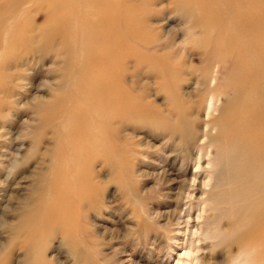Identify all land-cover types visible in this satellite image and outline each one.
<instances>
[{
	"label": "rangeland",
	"instance_id": "374dc122",
	"mask_svg": "<svg viewBox=\"0 0 264 264\" xmlns=\"http://www.w3.org/2000/svg\"><path fill=\"white\" fill-rule=\"evenodd\" d=\"M258 1L64 0L63 32L43 13L17 29L0 60V264H261L238 242L245 203L221 186L225 145L210 146L207 124L208 88L243 71L218 65L221 35ZM85 75L108 97L73 89ZM62 183L70 223L34 222L31 237L26 222Z\"/></svg>",
	"mask_w": 264,
	"mask_h": 264
},
{
	"label": "bare ground",
	"instance_id": "6f19581e",
	"mask_svg": "<svg viewBox=\"0 0 264 264\" xmlns=\"http://www.w3.org/2000/svg\"><path fill=\"white\" fill-rule=\"evenodd\" d=\"M107 1L99 0L104 6L107 5ZM256 4H259L258 0ZM69 5L65 6L64 0H0V60L4 58L8 61L13 58L15 43L20 39L17 36V29L31 24L33 13L45 15L40 23L44 29L63 32L60 28L63 23V12ZM251 19L238 20L235 23L237 26L229 27L230 29L221 35L217 47L218 65L227 59L232 67L240 64L243 71L241 70L238 75L233 74L227 81L218 82L215 87L208 88V96L211 97V102H215L213 107H217L219 113L215 117L211 116L207 124L218 130V134L210 139V146L215 143L225 145L224 151L218 152L219 160L217 159V165L219 163L223 167L221 186L229 187L228 191L232 193L233 201L236 199V202L245 203L243 206H239V203L234 207L245 216L243 225L246 231L238 242L251 243L255 248L259 246L263 254L261 264H264V11H256ZM94 22L99 20L95 19ZM216 23L222 24V28L226 29L222 19H218ZM80 25L76 22L68 26L67 30H78ZM89 27L96 29V32L94 30L93 34L87 35L94 38L96 44L95 41L100 40L103 34L99 35L97 26ZM250 33H254V36L249 35ZM95 54L96 52L91 50L87 58ZM86 65L89 66V63ZM106 82L107 80L100 76L85 75L83 82L80 85L73 84L72 88L79 89L83 86L86 92L88 89L92 91V97L93 94L98 98L108 97L103 92L101 96L96 94L102 90L101 87ZM228 90L232 96L227 97ZM220 96L224 102L217 106ZM74 133L76 134V131ZM55 172L58 174L59 170L55 169ZM193 181L195 180L192 179ZM61 185L50 186L49 199L42 203L39 209L33 212L36 215L30 216L26 222L24 227L31 237L37 234L36 229H31L34 222L48 228L55 221L60 223L69 221V213L74 206L65 202V193L61 195V191L70 193L69 187L64 183ZM190 196V192L186 194V197ZM200 212L202 213V210ZM39 213L42 216H38Z\"/></svg>",
	"mask_w": 264,
	"mask_h": 264
}]
</instances>
